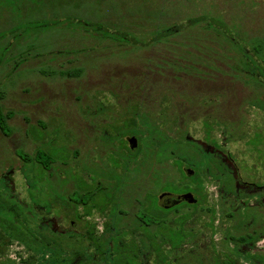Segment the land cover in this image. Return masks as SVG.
Masks as SVG:
<instances>
[{"label": "rangeland", "instance_id": "obj_1", "mask_svg": "<svg viewBox=\"0 0 264 264\" xmlns=\"http://www.w3.org/2000/svg\"><path fill=\"white\" fill-rule=\"evenodd\" d=\"M60 1L65 3L0 0L4 92L0 104L9 115L6 133L0 131V173L8 178L0 201L9 198L16 204L30 228L42 226L38 206L32 205L37 199L40 204L53 203L49 218L54 231L76 234L87 221L94 222L99 232L104 222L126 227L133 220L134 206L124 216L114 205L120 221L115 215L100 216L95 209L85 216V209L70 207L67 198L75 194L73 171H81L87 182L85 168L95 160V164L118 165L121 179L126 178L133 163L125 136L121 147L117 142L105 146L97 136L109 123H132L135 133L128 136L139 140L135 157L139 184L145 181L146 188L156 193L164 185L177 188L188 180L184 168L198 164L204 183L205 199L195 210L196 226L202 229L177 247L164 245L168 262L211 264L214 256L228 255L236 264H264V189L250 192L240 184L264 183V140L259 136L264 131V106L252 100L255 92L264 90V0ZM56 15L70 17L59 21L52 18ZM186 22L190 23L180 30ZM99 26L114 31V36L126 32L125 40L108 36ZM165 28L180 31L152 41ZM242 48L247 51L241 52ZM214 94L224 126L212 135L223 159L214 156L206 163L205 153L212 146L204 139L202 102ZM164 96L172 98L169 106L179 115L184 113V129L156 125L166 105L160 102ZM122 109L126 113L120 114ZM171 112L169 108L163 117ZM149 118L162 138L170 141L159 162L151 145L157 133L146 132ZM240 118L243 121L233 131ZM39 151L42 162L53 161L46 169L19 156L27 158ZM76 190L83 192L80 187ZM78 195L73 198L85 200V194ZM192 209L185 207L169 216L182 218ZM133 251L136 258L122 256L115 264H140L135 247ZM25 258L22 245L13 241L0 264H24ZM148 263L154 264L151 259Z\"/></svg>", "mask_w": 264, "mask_h": 264}, {"label": "flooded vegetation", "instance_id": "obj_2", "mask_svg": "<svg viewBox=\"0 0 264 264\" xmlns=\"http://www.w3.org/2000/svg\"><path fill=\"white\" fill-rule=\"evenodd\" d=\"M262 86H263L262 88H264V85ZM255 93L256 94L252 97L253 103L264 106V90L260 92L257 91ZM216 94H214L211 98L204 97V101L202 102L204 117L202 116L201 124L203 126V131H204V139L210 142V145L212 146L211 149L207 148V151L205 150L206 152H208L205 153L206 163H211V161H214L215 159L214 156L220 158V160L223 159L221 158V155L218 154L217 152L220 151V147L216 142V140L214 139V136L212 135V133L216 128H218L220 125L224 126L223 123L220 124L221 123L220 106L218 102V95ZM170 109L172 112L173 110H175V112L179 114V112L175 109V107ZM172 114H174V112ZM183 114H184L183 112L180 113L179 117L168 116L167 124L172 126L173 129H179V130L184 129L185 120L187 118L183 117ZM150 118L149 120H153ZM241 121H243L242 118H240L238 123H236L235 126L232 127L233 131L239 128ZM254 135L256 136L257 134ZM259 136L264 140V131L260 133ZM131 137H134L135 139L131 141L130 139ZM98 138L105 146H108L107 144L109 143L110 146L113 147L114 142H117V145H119V147L123 145V140H122L123 136L119 133L112 134L105 132L102 133ZM125 139L129 143H132L134 145L137 144L138 146V141L135 136H127ZM133 151L135 150L133 149ZM110 153L111 156L115 154L114 152H110ZM108 160L111 162L112 158L108 157ZM95 161H93L94 164H88L84 171L89 176V179H92L96 176L95 178L97 180H94V182H90L91 180L89 179L86 182L85 176H83L81 171H79L78 169L76 171H73L72 173L73 180L71 182L73 183L74 181L73 183L74 189L72 190V192L75 194L73 195L76 196L78 194L80 195L85 194V200L83 199H81L82 201L79 199L77 200L73 198L74 196L70 195L67 198L70 203L68 205H70V207L72 208H76V206H79L82 207L83 210L89 209L90 213H86L85 216H90L94 211L93 209H95L100 213V216H104V217L105 216L113 217L115 215L114 213L115 209L113 208L115 204L118 205V207H116V212H118L117 214L124 216L130 213L128 207L134 206L135 211L133 212L132 215L133 220L128 221L125 224L126 227L119 226L117 223L108 224L107 222H104L102 224L103 225L102 230L99 232L96 229V232L97 234L104 235L107 234L109 230H113L115 231L116 234L120 232H124L125 234L129 233V235H132L134 237V243H135L134 247L142 259L139 262L140 264H150L148 263L150 259L155 264L154 259H155V252L157 249L156 247L157 241L162 242L164 239H169L170 236H181V237L187 236L184 239V242H186L188 239H190L193 236L194 233L197 234L199 231H201L202 227L196 226L197 224L195 223V220L198 217V214H196L195 210L197 211L198 210L197 208L203 205L204 199L202 194L204 193V183L200 176L198 177V180L190 179V177L194 175L195 172L194 168H184V172L185 175L188 177V180L181 184L179 183L177 188L173 186L172 187L168 186V188L161 190L159 193H156L154 189L149 190L146 188L145 181L139 184L138 179L140 175L139 174L140 167L137 166L138 163L134 164L133 162L132 168L131 169L129 168L128 170L129 172L127 175H125L126 178L123 180V178L121 179L119 175L121 171L118 170L119 167L118 165H114L113 163L112 165L107 166L100 164V161L99 164L96 163L97 164L96 165ZM135 162L137 161L135 160ZM202 165L203 164H201V166ZM93 170H96V173H93ZM240 184L244 186L245 189L247 188L248 191L250 192H257L264 189V183L248 184L245 182ZM130 185H135V187H132V189H130L129 188ZM79 187L80 189H82L83 192H78L77 194L76 189H78ZM120 189L121 191L124 189L123 191L128 195L127 196L128 198L124 196V194H122ZM141 193L144 196L142 198L140 196ZM37 200L34 203H32L33 207L39 206ZM78 201L81 202L78 203ZM132 202H134L136 205H134ZM185 207H192L193 209L191 212L183 214L182 218L173 219L171 218V216H169L170 212H174ZM37 210L39 212V215H41L40 222L42 221L41 222L42 226L41 228L37 229L36 231L37 233L45 229L43 227L44 225H46L47 228L49 227L52 232L55 233L64 232L62 230L54 231L53 228L51 229L52 224L49 221L44 220L42 216V211L39 210V207ZM118 219L121 221V218L116 216V220ZM176 220L178 222L176 223V226L173 227L172 224L175 223ZM159 221L161 222L158 223ZM90 223L94 224L96 228V224L94 222H90ZM75 225L76 222L72 221L71 226L75 227ZM116 228L119 229L121 228L122 231L120 230L117 231ZM69 232L75 234V232L72 231ZM247 235L251 236L250 234ZM21 245L24 248L26 257H28V254L30 252L29 248L25 244H21ZM165 245H169V244L166 243Z\"/></svg>", "mask_w": 264, "mask_h": 264}, {"label": "trees", "instance_id": "obj_3", "mask_svg": "<svg viewBox=\"0 0 264 264\" xmlns=\"http://www.w3.org/2000/svg\"><path fill=\"white\" fill-rule=\"evenodd\" d=\"M37 2H41V0H36ZM65 2L60 0H48V4L62 5ZM46 4V2H44ZM71 5H68L69 8ZM69 15H63L52 17L60 21L61 17H68ZM70 17V16H69ZM196 22V20L194 21ZM36 23V22H35ZM190 22H186L185 24H181L179 26L180 30L186 28L187 24ZM192 23V22H191ZM35 28V27H34ZM99 29H105L106 33L110 37H116L121 40H125L124 34L126 32L117 31L118 36H114L115 32H111L109 28L104 26L97 27ZM180 31L177 28L171 30L170 28L161 29L157 33L153 35L151 38L152 41H159L164 39L169 34H172L175 31ZM110 34V35H109ZM247 51L245 48L241 49V52ZM199 59L197 58V63ZM166 95V94H164ZM4 97V92L0 89V102ZM169 96H164V98H160L161 104H166L163 109H160L158 114L159 121L156 122V125L163 126L168 128L169 130H173L172 126L167 124V115L163 117L169 108H173L169 106L170 99ZM168 99V101H167ZM168 103V104H167ZM92 110L88 108V112L91 114ZM126 113L125 109H122L120 114ZM174 114L171 116L179 117L180 115L173 110ZM8 113H5L0 104V131L6 133L7 123L6 120L8 118ZM162 119V120H161ZM149 125L148 129L146 130L147 133H157L153 134L151 139V145L156 149L155 159L157 162L161 161L160 156L163 154V151L166 150V147L170 143L168 139L162 138L160 129H157V126L153 124V121L146 120ZM138 123H140L138 121ZM141 124V123H140ZM139 124V125H140ZM132 123H125L120 126L118 123H109L105 127L101 129L99 135L100 137L102 133H118L122 136L124 135L125 138L130 133H135L133 131ZM159 132V133H158ZM162 138V139H161ZM138 146L137 144L128 143L127 150L129 154L132 156V163H135V157L140 152V145L139 140ZM133 149L135 151H133ZM160 150V151H159ZM45 153V152H44ZM48 155L47 153H45ZM40 151L37 152L35 155L31 157L24 158L23 156L19 155L21 159L24 161H34L35 163L41 165L43 168L46 167V164H51L53 161L51 158L48 159L47 163H44L40 160ZM49 156V155H48ZM149 156V154H148ZM56 159V158H55ZM183 163V162H182ZM178 164V166L182 165ZM201 164V163H200ZM199 164L193 166L195 169L194 175L190 177L192 180H198L199 177ZM197 168V170H196ZM8 181V178L5 176V173H0V193L3 189H5V182ZM161 189H166L168 186H161ZM203 199H205V194L203 193ZM4 201H0V257L7 251V246L9 243L13 241H17L20 244H25L29 248L28 257H26L23 261L24 264H115L116 261L120 260V257L125 256L127 258H132V254L134 258H136V252L133 251L134 245V237L132 235L127 236L124 232H120L118 234L115 233L113 230H109L107 234H97L96 228L94 224L90 222H85L83 227L81 228L82 232L73 234V233H66V232H59L55 233L52 231H47L43 229L38 233L37 228H30L28 223L26 222L25 218L22 215L21 209L14 203L9 201V198L3 199ZM68 201V200H67ZM41 203V202H40ZM39 204V210L43 211L42 216L44 220L49 221V216L52 215L53 212V203L47 204ZM77 205V204H76ZM90 213L89 209L85 210V214ZM159 221L158 223H160ZM51 223V222H50ZM43 227H46L44 225ZM117 231H122L121 228H116ZM106 237V238H104ZM187 236H170L169 239H164L162 242L157 243V249L155 252V264H170L167 259V255L164 253V245L167 243L170 246L177 247L184 242V239ZM105 242L107 243L106 245ZM132 247V248H131ZM121 262V261H120ZM140 262V260H139ZM125 264H131V261ZM211 264H236L234 260L230 258V256L226 255L224 259H219L214 256L213 261Z\"/></svg>", "mask_w": 264, "mask_h": 264}, {"label": "water", "instance_id": "obj_4", "mask_svg": "<svg viewBox=\"0 0 264 264\" xmlns=\"http://www.w3.org/2000/svg\"><path fill=\"white\" fill-rule=\"evenodd\" d=\"M130 139H131V141H133L135 138L134 137H131Z\"/></svg>", "mask_w": 264, "mask_h": 264}]
</instances>
